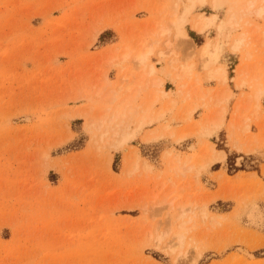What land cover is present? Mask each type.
Returning a JSON list of instances; mask_svg holds the SVG:
<instances>
[{
    "label": "rangeland",
    "instance_id": "obj_1",
    "mask_svg": "<svg viewBox=\"0 0 264 264\" xmlns=\"http://www.w3.org/2000/svg\"><path fill=\"white\" fill-rule=\"evenodd\" d=\"M248 1L0 0V264H264V211L258 205L264 190L237 180L211 194L210 182L199 181L201 173L209 177L199 160L183 175L169 168L171 157L183 158L197 138L213 133L210 126L177 135L171 117L170 123L160 122L164 112L141 128L132 121L127 141L107 143L106 126L100 124L110 105L95 95L104 79L117 88L132 68L140 74L132 58L149 46L154 69L164 61L195 66L196 60L203 74L205 43L218 55L212 68L221 60L228 68L231 88L238 76L249 92L257 85L264 92V20L246 14ZM186 12L183 38L170 19ZM230 15L235 24L228 22ZM206 17L214 24L200 34L194 23ZM242 34L244 45L234 50L233 40ZM255 73L261 76L257 82ZM259 120L254 118L259 129H252L260 130L263 140L257 154L231 150L224 130L210 139L227 155L215 168L237 175L254 167L238 165V157L264 162ZM152 132L158 137L148 140ZM187 177L194 182L192 192L179 190ZM175 184L179 189L169 201L192 197L190 215L198 223L187 235L185 257L165 249L170 237L158 248L155 242L179 221V212L162 203Z\"/></svg>",
    "mask_w": 264,
    "mask_h": 264
},
{
    "label": "bare ground",
    "instance_id": "obj_2",
    "mask_svg": "<svg viewBox=\"0 0 264 264\" xmlns=\"http://www.w3.org/2000/svg\"><path fill=\"white\" fill-rule=\"evenodd\" d=\"M199 1H203V0H199ZM216 1V0H214ZM245 3V2H244ZM246 7H245V11L246 14H255V17L264 20V0L260 1V4L258 5V0H250L248 2H246ZM243 4V3H242ZM245 5V4H244ZM235 6V5H234ZM240 7V6H238ZM239 11V10H238ZM242 11V10H240ZM243 13V11H242ZM236 15V13H235ZM231 16L228 20V22H230V24H233L234 21L237 19L236 17ZM244 15V14H243ZM181 17V16H180ZM177 17V15H173L172 18L170 19L171 24L177 29V33L178 35L182 36L183 38L186 37V34L184 33V31L182 30V26L185 24L186 20H187V12L184 13V15L180 18ZM214 17V16H213ZM203 18V19H199L198 21H196L194 23V29L200 33V34H204L207 30L208 27L212 26L214 24V18ZM240 17V15H239ZM238 17V18H239ZM240 19V18H239ZM242 19V18H241ZM239 21V20H238ZM236 23V22H235ZM234 23V24H235ZM248 23V22H247ZM242 25V24H241ZM247 25V24H246ZM250 25V24H249ZM243 27V25H242ZM246 28V27H245ZM256 28L255 26L253 27V29ZM258 29V28H256ZM252 32V29H250ZM255 30V29H254ZM169 30H162L161 29V34L164 36L165 33L168 34ZM254 32V31H253ZM251 34V33H250ZM177 35V36H178ZM247 35V34H246ZM179 36V38H180ZM246 37V36H245ZM245 37L243 36V34L238 38H236L235 40H233V44H232V48L234 50H239L243 45H244V41L246 40ZM249 39V38H248ZM167 43V42H166ZM165 43V45H166ZM167 49L169 48L170 44L167 43ZM170 50V49H169ZM172 50V49H171ZM212 50V48H211ZM166 51V50H165ZM154 54V49L152 46L146 47L145 49H138L137 53L133 56L132 60L134 59L133 63H136V67L138 66V68L135 67V69H140L141 70V74L136 77L134 74V68H132L128 74H126L125 76L122 75V84L120 85L121 87H117L115 88L114 86H112L111 82L107 79H104L103 82H101V84H99V87H97V91H95V95L100 96V98H104V100L109 103L110 108L109 110V114H106L105 118L103 120H101V124L100 125H105L106 126V130L105 133L103 134V138L105 137V139L107 138L106 142L110 143V142H119L121 141L122 143L127 141L130 136V134H127V130L129 128V124L132 121H135L138 123L137 125L141 127L145 126V125H150L155 123L156 121H158L162 115L164 110H160L157 113L158 114H153L151 112L154 104L156 102H158L161 98L165 97L166 94L162 91L159 90H154L153 95H151V98L149 99V102H147L146 105H139L138 102V98L140 97V94L142 92H148L150 87H159L161 84L158 80H153L150 81V79L153 77L154 73H155V69L154 67L150 64V57L151 55ZM161 56L164 55V53H160ZM200 55L201 57H203V63H204V68L207 69V79L209 80H217L222 84H225L227 81V77H226V72L224 70V68L222 67H213L212 68V64L217 63L218 62V55H216L215 53H212L209 51V44L205 43L201 48H200ZM247 55V54H246ZM124 56L128 57L129 52H125ZM247 58H249V55L246 56ZM202 59V58H201ZM135 66V64H133ZM185 65V64H184ZM182 65V69L181 70V74H178L177 76H181L182 77H190L192 74V67L190 65ZM203 65V64H202ZM211 66V67H210ZM181 68V67H180ZM245 68V67H244ZM243 68V69H244ZM134 70V71H133ZM246 70L245 69V73ZM251 70V69H250ZM242 71V70H241ZM243 72V71H242ZM241 72V73H242ZM243 72V73H244ZM254 72V71H253ZM241 75V74H240ZM253 81L257 82L260 80L261 76L258 73L253 74ZM262 75V74H261ZM264 77V76H263ZM241 80V79H240ZM244 80V79H243ZM243 80H241L239 82V85L242 86L243 84ZM150 82H152L150 84ZM250 82V81H249ZM121 84V83H120ZM238 84V83H237ZM254 85V84H253ZM263 85V84H262ZM118 86V85H117ZM255 86V85H254ZM193 90V89H192ZM196 91V90H195ZM151 92V94H152ZM255 92V91H254ZM253 92V93H254ZM192 93V92H191ZM194 93V90H193ZM207 94V93H206ZM196 94L194 93V96ZM230 95V92H226V94H224L223 99L225 100L226 97H228ZM102 96V97H101ZM150 96V95H149ZM188 96V95H186ZM197 96H199L200 98H203L205 95L200 92ZM264 96V92L263 89L261 87V85H257L256 86V92H255V98L257 99L256 101H258V99H260L261 97ZM207 97V96H206ZM229 98V97H228ZM146 99V98H145ZM221 99V98H220ZM188 100V98H187ZM194 100V98H193ZM192 100V101H193ZM199 100V99H198ZM223 100V101H224ZM247 100V99H246ZM146 101V100H145ZM222 101V100H221ZM246 102V101H245ZM145 103V102H144ZM143 103V104H144ZM218 103V101L216 102ZM223 103V102H222ZM221 103V105H222ZM250 103V101L248 102ZM197 104H199L197 102ZM204 104V102H203ZM169 105V107H168ZM173 105V103L171 104H167V109L171 108ZM205 105V104H204ZM245 105V104H243ZM258 105V104H257ZM206 106V105H205ZM251 106V104H250ZM256 105H254L255 107ZM198 105L193 104L191 105L188 110L187 113L184 115L183 114V120L184 118L192 120L193 118V114L194 112H196ZM220 107V106H219ZM258 107V106H257ZM256 109H259L257 108ZM260 107V106H259ZM199 108V107H198ZM239 108V107H238ZM218 109V107H217ZM223 109V108H222ZM250 109V108H249ZM255 109V110H256ZM169 110V109H168ZM211 110V109H210ZM243 110V108L241 109ZM254 110V111H255ZM253 111V110H252ZM258 111V110H257ZM104 112V111H103ZM237 112V111H236ZM235 112V113H236ZM241 112V111H240ZM246 112V111H245ZM244 112V113H245ZM248 112V111H247ZM234 113V114H235ZM256 113V112H255ZM105 114V113H104ZM103 114V115H104ZM182 114V113H181ZM238 114V113H237ZM243 114V113H242ZM208 115V114H207ZM249 115V113H248ZM255 119H258V114H255ZM222 117H223V113L221 114L220 117L216 118L215 120H213L210 123V128L207 129L210 132H216L217 130L220 129V127L222 126ZM242 117V116H241ZM253 117V115H252ZM235 118V117H234ZM233 118V119H234ZM209 119V118H208ZM237 119V118H236ZM204 121V120H203ZM210 121V120H209ZM240 121V120H239ZM247 121V120H246ZM257 121V120H256ZM208 122V121H207ZM233 122V120H232ZM238 122V121H236ZM205 123V122H204ZM235 123V122H234ZM249 123V122H248ZM233 124V123H232ZM239 124V122H238ZM204 125V124H203ZM202 125V126H203ZM237 125V124H236ZM244 125V124H243ZM206 126V124H205ZM231 126V125H230ZM240 126V125H239ZM204 127V126H203ZM242 127V126H241ZM244 130L240 129L243 131L244 136H249L247 137V140L249 139V143L252 145V143L254 142V136L250 134V126L246 125L244 126ZM233 129V127H232ZM235 129V128H234ZM165 130V129H164ZM203 130V129H202ZM206 130V129H205ZM238 130V129H237ZM234 131V130H232ZM186 132V131H185ZM184 132V133H185ZM208 132V131H207ZM204 133V132H203ZM186 134V133H185ZM184 134V135H185ZM209 134V133H208ZM152 137L147 138L148 140L157 138L158 136L156 135V132H152L151 133ZM174 135V132H171V136ZM236 136V135H235ZM243 136V135H241ZM182 137V136H181ZM256 137V136H255ZM242 138V137H241ZM244 138V137H243ZM183 139V138H182ZM245 139V138H244ZM239 140V139H238ZM236 142V141H235ZM247 142V141H246ZM245 143V141H244ZM249 144V145H250ZM250 145V146H251ZM236 147V146H235ZM249 147V146H248ZM254 147V146H253ZM193 148V147H192ZM241 148V147H240ZM205 149V148H204ZM210 148H208L209 150ZM250 149V148H248ZM247 149V150H248ZM253 150V149H252ZM255 150V149H254ZM253 150V151H254ZM203 151V150H202ZM246 152V151H245ZM251 152V151H250ZM205 153V152H204ZM203 155V154H202ZM223 153H219L218 154L215 152L214 148H211V153L210 156L208 158L207 163L204 161L199 160V166L200 168H205L206 166H208V163H211L213 161H220L223 159ZM183 156V155H182ZM134 165H137V163L139 162V156H135L134 157ZM171 162L169 165V168L171 171H173L174 173L178 174L181 173V175H183L184 172L192 170L194 167L193 165H191V157L188 155H185L182 159L180 156L178 155H174L173 157H171ZM193 171V170H192ZM186 187H188V185H185ZM195 186V185H194ZM180 188V187H179ZM178 188V189H179ZM194 188V187H193ZM176 185H172L171 188H168V190L166 191V197L163 203V205H168L170 208H175L176 212H179L178 215V222L177 225L175 227L174 230H171L169 232H167V234L164 236H158L155 238V242L157 243L156 247L158 248L159 245H161L164 241L165 238L170 237L171 240L170 242L167 244V246L165 247V249H167L169 252L171 253H178V255L180 257H185V251H183V247L187 238V235L189 234V232L197 229V225L198 223L194 224L193 222V218L190 215L193 212V202L194 200L188 196H186L185 200L183 202L180 203H176L174 201H169V195L174 193L176 190H178ZM180 191L185 190L184 186L181 187V189H179ZM192 190V189H191ZM195 190V189H194ZM188 192V191H187ZM172 199V198H171ZM175 199V198H173ZM209 199V198H208ZM212 199V198H211ZM210 199V200H211ZM198 200V199H197ZM202 201V200H201ZM204 202V201H202ZM201 202V203H202ZM206 202V201H205ZM208 202V201H207ZM161 203V204H162ZM196 203V202H195ZM197 204V203H196ZM204 204V203H203ZM203 207V206H202ZM196 208V207H195ZM204 211L206 210V205H204ZM203 213V212H202ZM177 214V213H176ZM194 215V214H193ZM209 215V214H208ZM199 216V215H198ZM194 217V216H193ZM206 217V214L204 213V218ZM196 220V219H195ZM205 220V219H204ZM208 220V219H207ZM202 222V221H200ZM205 223V222H204ZM210 224V222H208ZM215 223V219L212 218V224L214 225ZM193 235H191L189 237L192 238ZM193 239V238H192ZM195 240V239H194ZM184 252V253H183ZM187 259V258H186ZM186 261V260H185Z\"/></svg>",
    "mask_w": 264,
    "mask_h": 264
},
{
    "label": "crops",
    "instance_id": "obj_3",
    "mask_svg": "<svg viewBox=\"0 0 264 264\" xmlns=\"http://www.w3.org/2000/svg\"><path fill=\"white\" fill-rule=\"evenodd\" d=\"M223 58H225L224 54H223ZM193 61H194L193 62L194 65L196 66L197 61L196 60H193ZM164 62L167 63V67H166L165 63H161V64L158 63V65H160L161 67L158 68L157 66H155L156 67L155 68L156 69L155 74L150 79V81H152V82H153V80H158L161 85L159 87H153V88L150 87L148 92H142L140 94V97L138 98L137 103L139 104L140 100L143 98H146V101L149 102L151 95H153L152 91H154V90H159V91L164 92L166 94V96L161 98L158 102H156L154 104L153 110L156 112H158L160 110L161 111L164 110L165 115L163 112L164 117L162 115L163 118L161 117L162 119L161 118H160L161 120L159 119L160 122L167 121L166 123H170L168 120L170 117L172 118L171 122L173 121V123H170V124L172 125V128L176 130L177 135H181L182 132L187 130V128H189V127L190 128L191 127H196V128L202 127L204 129L209 128L210 123L213 120H215L216 118L220 117L221 114L223 113L222 126L220 127V129L217 130L216 132L210 133L206 136H202V137L197 138V142H194L192 144L193 148L190 147V149L185 153L191 157V162H194L195 160H196V162H198V160H200V159H205L206 161H208V158H209L210 153H211V148H214L215 152L217 154H218V152L224 154L222 160L213 161V162L208 164L207 170L209 172V174H208L209 177L204 176L205 173H201L199 176V181L201 182V184L205 183V181L210 182L212 190H210L209 193H211V194L219 193L222 190V187H225V185H227V184H232V183L236 182L237 180L241 181L245 184H248L250 188L255 187L258 190H264V162H261V160L255 158V157H251V158L247 157L246 160H248V161H245V159L238 157L236 159L238 165H241V164L244 165V163L247 162L246 164H250V165L253 164L254 167H251L250 170H248V171H238V172H236V174L237 173H240V174H237V175H235V174L228 175L222 167L220 168V170L217 167L215 168V166L218 164L223 165L226 163L227 155L224 151L217 150V148L214 146V143L211 142V140H210L213 137H215V135L218 136V134L222 130H224V131H227L230 135L229 136L230 140H229L228 144H229L230 148H232L231 150L234 149L237 152H239L241 154H246V155L257 154L259 152V149L262 148L263 140L260 139V137H259L261 135V131L259 130L256 132V131H253L252 129L254 128V126H257V128L259 129L257 122L254 121V118H255L254 115L255 114H258V117L260 118V120L258 122L261 124H264V108L262 106L264 98H260L258 101H256L255 95H253V93H251L247 90L248 89L247 83H244L243 86H238L237 83L240 82V78L238 76L233 79V82H235V83L231 88V86L229 85L230 78H229L228 68H226L223 65L224 63L222 62V60H221V62L219 61V64H217V67L220 66V67L224 68V70L226 72L227 81L225 84L220 83L216 79L215 80L207 79V75H208L207 72L202 71L203 74L198 73L199 72L198 69H196V67L193 65H191L192 66L191 76L181 78V76L179 77L177 75L181 74L180 69H182V65H184V64L190 65V64H188L184 61L181 65L174 64V65L170 66L168 61H164ZM159 71H161V73ZM197 73H198V75H197ZM140 74H138V76ZM138 76L136 75V77H138ZM152 82H150V84ZM192 89L194 90V93L196 94L195 96H194ZM151 92H152V94H151ZM200 92H202L205 95L203 98H200L199 96H197ZM226 92H230V95L228 96L229 98L226 97L224 100L223 97H224V94H226ZM147 95H150V96H147ZM186 95H188V96H186ZM187 98H188V100H187ZM193 98H194V100H193ZM198 99H203L204 102L208 103L209 108L204 106L202 103H199ZM217 101H218V103H216ZM249 101H250V103H248ZM197 102L199 104H197ZM170 103L171 104L173 103V105L171 108H168L169 109L168 110L167 104H170ZM221 103H222V105H221ZM193 104L198 105L199 108L197 107L196 112H194L192 120H189V119L183 120V118H181V117H183V114L185 115L187 113L188 108ZM243 104H245V105H243ZM250 104H251V106H250ZM254 105H256V106L254 107ZM168 107H169V105H168ZM217 107H218V109H217ZM256 107L259 109H256ZM242 108H243V110H241ZM248 113H249V115H248ZM252 115H253V117H252ZM197 116L199 118H196ZM232 120H233V122H232ZM236 121H238L239 124ZM205 124H206V126H205ZM246 125L250 126V134L254 136V142L252 143V145L249 143L250 141H248L246 139V135L244 136V138H245L244 139L240 134L243 132L242 130L240 132V129L244 130V128H245L244 126H246ZM232 127H233V129H232ZM143 130H147V128L145 127V128H143ZM232 130H234V131H232ZM151 131H153V130H151ZM218 131H220V132L218 133ZM232 133H234V134L232 135ZM140 136H142V134ZM188 139H189V137L186 138L185 140H183L182 143H184L185 141H189ZM235 141H236V147H238L240 150H238L235 147ZM244 141H245V143H244ZM208 148H210V149L208 150ZM248 148H250V149H248ZM252 149L253 150L255 149V150L253 151ZM236 151H234V152H236ZM202 153H203V155H202ZM181 159H182V157H181ZM241 172H243V173H241ZM258 180H260L261 183L258 182ZM186 184L188 185V187L185 186ZM175 185L177 187V184H175ZM181 185H183L185 190L188 192H190V191L192 192V190L194 189L193 187H195L194 182L191 181L189 177L186 178V181L183 184L178 185V187ZM178 187H177V189H178ZM217 203L220 205L226 204L225 202H223V203L217 202ZM229 203H231V202H229ZM234 205H235V203H234ZM258 205L261 207L262 211H264V203H262L260 201L258 203Z\"/></svg>",
    "mask_w": 264,
    "mask_h": 264
}]
</instances>
